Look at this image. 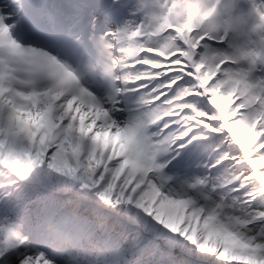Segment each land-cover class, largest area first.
<instances>
[{
  "label": "snow or ice",
  "instance_id": "snow-or-ice-1",
  "mask_svg": "<svg viewBox=\"0 0 264 264\" xmlns=\"http://www.w3.org/2000/svg\"><path fill=\"white\" fill-rule=\"evenodd\" d=\"M0 264H264V0H0Z\"/></svg>",
  "mask_w": 264,
  "mask_h": 264
},
{
  "label": "clouds",
  "instance_id": "clouds-1",
  "mask_svg": "<svg viewBox=\"0 0 264 264\" xmlns=\"http://www.w3.org/2000/svg\"><path fill=\"white\" fill-rule=\"evenodd\" d=\"M53 250L59 252H67L72 250V246L67 238L61 237L59 235H53L52 240L50 241ZM87 244V242H85ZM90 254H94V249H88Z\"/></svg>",
  "mask_w": 264,
  "mask_h": 264
}]
</instances>
